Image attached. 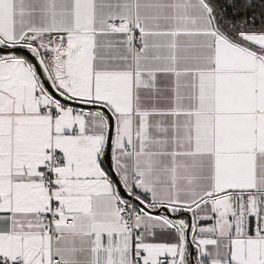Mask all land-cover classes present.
Listing matches in <instances>:
<instances>
[{
  "label": "crops",
  "instance_id": "crops-1",
  "mask_svg": "<svg viewBox=\"0 0 264 264\" xmlns=\"http://www.w3.org/2000/svg\"><path fill=\"white\" fill-rule=\"evenodd\" d=\"M114 20L142 22L145 47L131 52L125 34L107 31ZM241 35L206 0H0V43L24 44L64 97L113 115L114 168L128 193L140 174L137 199L150 210L136 222L143 264H192L189 216L196 262L264 264V32ZM0 60V256L130 263L117 184L102 166L107 114L75 119L81 108L57 100L50 114L31 62ZM52 148L67 157L53 191L39 173ZM52 207L54 246L36 220ZM162 207L179 218L153 213Z\"/></svg>",
  "mask_w": 264,
  "mask_h": 264
},
{
  "label": "built area",
  "instance_id": "built-area-1",
  "mask_svg": "<svg viewBox=\"0 0 264 264\" xmlns=\"http://www.w3.org/2000/svg\"><path fill=\"white\" fill-rule=\"evenodd\" d=\"M107 31L114 33H123L127 37V48L136 54L145 47V26L142 22L129 21L124 22L122 20H114L108 23ZM1 62V60H0ZM41 82V81H40ZM42 84V83H41ZM43 86V85H42ZM44 88V86H43ZM45 90V88H44ZM37 99L41 100V92L37 93ZM55 99H50L48 104L45 106V111L55 115ZM85 115L83 109H78L74 117L78 119ZM77 130V125H74ZM125 153L134 155L135 148L132 145L126 146L124 149ZM67 167L66 154L59 149L52 148L49 150V157L39 169L40 179L45 186L50 190L61 189V185L58 182L60 179L61 172ZM140 174L134 169L132 171V184L129 194L130 199H122L121 197L116 203V213L123 218L124 228L126 234L131 237L132 242V258L128 264H143L144 250L138 245L142 243V237L137 230L136 222L140 218L143 208L136 202L137 199V188L138 181L140 180ZM37 223L41 226L44 233L50 235L51 245L54 246L58 239L56 231V224L61 220V215L56 212L55 208L46 210L44 213H40L37 216ZM67 224H72L73 220H66ZM0 264H25L23 257L19 256L15 259H10L6 256H0ZM51 264H64V262L54 257ZM158 264H178L177 262L168 258H161Z\"/></svg>",
  "mask_w": 264,
  "mask_h": 264
},
{
  "label": "water",
  "instance_id": "water-1",
  "mask_svg": "<svg viewBox=\"0 0 264 264\" xmlns=\"http://www.w3.org/2000/svg\"><path fill=\"white\" fill-rule=\"evenodd\" d=\"M241 37L244 38L243 35H241ZM243 40H244L243 43L245 45H247V46L251 45L250 42L248 41V39L244 38ZM11 55L23 56L31 62V64L33 65V68L35 69V71H36V73H37V75H38V77L42 83V85L44 86L45 90L50 94V96L53 99H55V100H57L63 104L71 105V106L81 108V109H88V110L99 109V110H101L107 114V116L109 118V122H110V129H109V135H108L107 149H106V152H105L103 159H102V166H103V169L105 170V172L108 174V176L117 184L119 196L122 199H130L131 195L127 192L126 188L123 186V183H122L118 173L116 172V170L114 168V164H113V158H112L111 150H112V140H113V135H114L115 121H114V117L111 114V112L104 106L88 105V104H84V103H79V102H76V101H73L69 98L64 97L53 85L52 79L50 78L49 74L45 70L43 63L40 61L37 54H35L32 50H30L24 44H17L14 46H5V45H2L0 43V56H11ZM136 202L144 210L150 211L138 199H136ZM153 213L165 214L169 218L174 219V220L179 218V215H173L168 210V208H166V207H162V208L154 211ZM188 218H189L188 219L189 222H188L187 228L185 230V233H186V239L190 244V260H191L192 264H197V262H196V248L194 246L193 239L191 236L192 218H191V216H189Z\"/></svg>",
  "mask_w": 264,
  "mask_h": 264
},
{
  "label": "trees",
  "instance_id": "trees-1",
  "mask_svg": "<svg viewBox=\"0 0 264 264\" xmlns=\"http://www.w3.org/2000/svg\"><path fill=\"white\" fill-rule=\"evenodd\" d=\"M206 1L214 8L220 27L232 38L237 39L239 35L248 32H264V0ZM243 23H247L246 28L242 27ZM11 56L25 58L20 55ZM180 218L183 220L182 223L186 224L185 214Z\"/></svg>",
  "mask_w": 264,
  "mask_h": 264
},
{
  "label": "rangeland",
  "instance_id": "rangeland-1",
  "mask_svg": "<svg viewBox=\"0 0 264 264\" xmlns=\"http://www.w3.org/2000/svg\"><path fill=\"white\" fill-rule=\"evenodd\" d=\"M246 26H247V23H243L242 24V27H244V28H246ZM41 86H42V84H41ZM43 87V86H42ZM44 89V88H43Z\"/></svg>",
  "mask_w": 264,
  "mask_h": 264
}]
</instances>
